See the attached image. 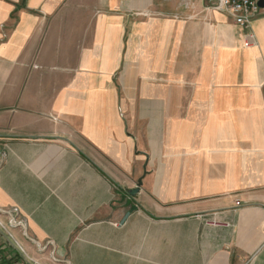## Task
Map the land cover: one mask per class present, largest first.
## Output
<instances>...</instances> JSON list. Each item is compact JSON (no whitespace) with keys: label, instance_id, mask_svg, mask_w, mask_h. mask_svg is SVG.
Returning <instances> with one entry per match:
<instances>
[{"label":"crops","instance_id":"0c3cea01","mask_svg":"<svg viewBox=\"0 0 264 264\" xmlns=\"http://www.w3.org/2000/svg\"><path fill=\"white\" fill-rule=\"evenodd\" d=\"M250 31L208 0H0L19 243L55 264H264V7Z\"/></svg>","mask_w":264,"mask_h":264},{"label":"built area","instance_id":"2783aa9c","mask_svg":"<svg viewBox=\"0 0 264 264\" xmlns=\"http://www.w3.org/2000/svg\"><path fill=\"white\" fill-rule=\"evenodd\" d=\"M212 7L218 11L224 12L232 17L234 23L247 31V37H253L254 34L250 31L253 20L260 14L261 7L258 0H208ZM14 217H11V222ZM21 224L20 222H18ZM208 225H220L221 221L216 215H212L209 219L205 220ZM227 223V222H226ZM15 224V223H14ZM0 225H2L0 221ZM16 225V224H15ZM20 255L24 260L31 258L28 256L26 251L20 247ZM0 264H9L0 255ZM12 264V263H11Z\"/></svg>","mask_w":264,"mask_h":264},{"label":"rangeland","instance_id":"374dc122","mask_svg":"<svg viewBox=\"0 0 264 264\" xmlns=\"http://www.w3.org/2000/svg\"><path fill=\"white\" fill-rule=\"evenodd\" d=\"M14 217V216H13ZM0 221L2 225H0V237L4 240L5 246L7 250H14V246H16V249L18 250L17 252V258L16 261H14V264H55L53 258L50 257H43L42 254L39 252V250L34 247L30 246L32 248V251L29 252L27 251L18 241V236L13 232V225L19 224L18 222H22L18 220L17 218L14 217L13 221L14 223L11 222V218L9 217H3L2 214H0ZM23 234V232H22ZM23 236L25 239L24 235L20 234V238ZM22 239V238H21ZM23 240V239H22ZM20 247H22L28 256L31 258V260H24L22 256L20 255ZM5 260H9V257H5ZM13 264V262H12Z\"/></svg>","mask_w":264,"mask_h":264},{"label":"water","instance_id":"95a60500","mask_svg":"<svg viewBox=\"0 0 264 264\" xmlns=\"http://www.w3.org/2000/svg\"><path fill=\"white\" fill-rule=\"evenodd\" d=\"M258 3L260 5V7H264V0H258ZM142 184V180L140 179L139 182H138V187ZM139 188H135L131 191V193L134 195L138 192ZM130 212H128L125 217L123 218L122 222H124L127 217L129 216Z\"/></svg>","mask_w":264,"mask_h":264},{"label":"trees","instance_id":"16d2710c","mask_svg":"<svg viewBox=\"0 0 264 264\" xmlns=\"http://www.w3.org/2000/svg\"><path fill=\"white\" fill-rule=\"evenodd\" d=\"M9 264H11L13 261L12 260H6Z\"/></svg>","mask_w":264,"mask_h":264}]
</instances>
